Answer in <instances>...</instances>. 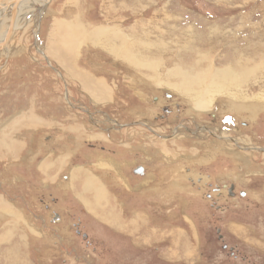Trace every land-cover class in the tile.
I'll return each instance as SVG.
<instances>
[{
    "label": "rangeland",
    "instance_id": "rangeland-1",
    "mask_svg": "<svg viewBox=\"0 0 264 264\" xmlns=\"http://www.w3.org/2000/svg\"><path fill=\"white\" fill-rule=\"evenodd\" d=\"M31 4L7 39L11 11L0 9V264H168L132 225L114 233L96 216L113 209L125 220L152 216L151 226L171 230L180 247L193 228L204 264H264V0ZM217 28L227 33L218 43ZM100 30H118L135 55L157 62L160 83L109 54ZM235 50L259 71L239 90L214 92L212 109L198 113L161 84L196 58L217 75L236 71ZM136 166L145 176L131 172ZM80 169L95 178L84 181L93 195L71 183L82 181ZM92 197L106 207L92 209ZM52 212L61 224L50 223Z\"/></svg>",
    "mask_w": 264,
    "mask_h": 264
},
{
    "label": "bare ground",
    "instance_id": "bare-ground-1",
    "mask_svg": "<svg viewBox=\"0 0 264 264\" xmlns=\"http://www.w3.org/2000/svg\"><path fill=\"white\" fill-rule=\"evenodd\" d=\"M11 2V1H10ZM32 2L31 6L33 5L34 7H40L43 4H46L45 0H23L22 2H20V5L18 6V8H16L14 14H13V30L14 31L16 29V25L18 22V16L21 13L23 8H27V5H29V3ZM8 3V2H7ZM2 5V4H1ZM4 6V5H2ZM11 11V6L8 7V9H6L5 11L9 10ZM44 11V8L42 7V9L40 8V12L42 13ZM31 11H28V13L23 14L24 19L25 16H28ZM11 13V12H10ZM21 14V15H22ZM8 15V14H6ZM1 19V18H0ZM25 21V20H24ZM27 22V21H26ZM4 23V22H3ZM10 24V22H9ZM24 24V23H23ZM19 28V27H18ZM215 29V28H214ZM118 31V30H117ZM113 32V33H109L111 31H105V30H100L98 31V33L96 34V39L98 41H100L102 44V46L105 48V50L111 54L112 56H115L116 58L119 59H125L127 60V62H129L131 65L138 67V65L140 64V67H138L139 69H146L147 71H152V74H154L155 78V82L157 84L160 83L161 77L158 75L160 73H156L157 71V67L160 66L158 64L157 66V62H153L152 60L150 61V59H143L144 56L137 52L138 55H135L134 53V48H132L131 42L130 41H126V38L118 35L120 37V39L116 38L117 37V33L119 32ZM217 39L216 42H220L218 36H223V34H227L225 33V29H221V28H217ZM215 31V32H216ZM9 36V27L6 33V38ZM234 37H236V35H234ZM136 36H132L130 37V39H136ZM194 39V38H192ZM79 40V38H78ZM2 42H4V39L2 40L0 37V44H2ZM81 42V41H80ZM235 42L237 43L238 41L235 40ZM146 46L148 48H150V44L147 43ZM213 47V44H212ZM3 50L7 49V45L6 42L3 43V45H1V47ZM230 48V47H229ZM235 49V48H234ZM237 49V48H236ZM207 50V49H206ZM210 50V49H209ZM238 50H235L233 58L230 60L231 64L233 65V68H236V71H233V69L228 67H225L224 69H221L218 73V75L216 74V72H209L208 67L206 69H203L201 66L199 67L198 65V60L199 58H196L195 60L191 61V63L189 64V66H186L185 69L180 68L179 66H175L173 69H170V71L166 72V74L164 75V78L166 79L167 82H161V84L166 85V87L168 88H172L173 91L176 90L177 92H179L180 95H182L184 98L187 99V101H190L191 104L193 105L194 109L196 112L198 113H203L205 111L206 108H211L210 106L215 102L213 101V94L215 92L216 93H222L224 92V94L226 93L225 91H228L230 89H238L240 88L239 85H245L246 83H248L252 78L255 77V75L258 73L257 71H259V69H251V70H247V65H251L252 62H249L247 59V62L243 65L241 64L239 61L240 57L239 55H236L238 52ZM206 52V51H205ZM243 52V51H242ZM236 53V54H235ZM202 55V54H200ZM243 55V54H242ZM245 55V54H244ZM196 57V56H195ZM252 57V55L250 56ZM246 58V56H245ZM202 59V58H201ZM206 59V58H205ZM241 59H243L241 57ZM249 59V58H248ZM250 60V59H249ZM144 62V65L141 63ZM155 63V65L152 64ZM262 62V61H260ZM185 64V63H183ZM229 64V63H227ZM254 65V64H253ZM246 66V67H245ZM253 67V66H252ZM137 68V69H138ZM155 71V72H153ZM257 72V73H256ZM256 73V74H255ZM216 74V75H215ZM161 75V74H160ZM173 80V83L171 84L170 82H168L169 80ZM160 84V85H161ZM239 90V89H238ZM228 94V93H227ZM244 94V93H243ZM228 98H243V97H239L240 95H236L234 94L233 96H231V94H228ZM237 96V97H236ZM243 96V95H242ZM225 97V96H224ZM256 97V96H255ZM245 98V97H244ZM261 98V97H260ZM252 100V99H251ZM244 101V99H243ZM186 102V101H185ZM257 102V101H256ZM240 105V104H239ZM208 106V107H207ZM243 107V106H242ZM241 107V108H242ZM238 108V107H237ZM193 109V108H192ZM212 109V108H211ZM247 109V108H246ZM215 110V109H214ZM242 110V109H240ZM209 111V110H208ZM210 114V113H209ZM35 120V119H34ZM33 120V121H34ZM26 121V120H25ZM37 122V121H36ZM38 123V122H37ZM29 124V123H28ZM27 124V125H28ZM205 124V123H204ZM42 126V125H41ZM197 126V125H196ZM202 126V125H200ZM207 126V124H206ZM21 127V126H20ZM23 128H25L22 125ZM42 128V127H41ZM45 128V127H44ZM204 128V127H203ZM28 129V128H27ZM202 129V128H201ZM209 129V128H208ZM28 131V130H27ZM186 131V130H185ZM198 131V130H197ZM204 131V130H203ZM178 132V131H177ZM205 132V131H204ZM25 133V132H24ZM160 133V132H159ZM187 133V132H186ZM185 133V134H186ZM190 134L194 135V131H189ZM198 133V132H197ZM200 133V132H199ZM217 133V132H216ZM211 135V133H209ZM161 135V134H160ZM178 135V134H177ZM214 135V134H212ZM28 136V135H27ZM215 138L214 139L218 142H226L227 141V137L226 135L223 134V137H216V135H214ZM12 139V138H11ZM231 140H233L230 137ZM10 140V139H9ZM32 141V140H31ZM228 142V141H227ZM234 142V143H233ZM233 142H229L231 145H233L234 147L237 148H242L237 141L233 140ZM1 143V142H0ZM4 143V142H3ZM13 143V142H12ZM2 144V143H1ZM20 144V143H19ZM227 144V143H226ZM242 144V143H241ZM229 145V144H228ZM7 145V153L10 152V154L14 153L12 150L13 149H17L18 147H16L15 145L13 146H9ZM22 146V144H21ZM26 147V146H25ZM1 148V146H0ZM22 148V147H21ZM253 148V147H252ZM3 149V148H2ZM20 149V148H19ZM227 149V148H226ZM248 150L249 148H242L240 150ZM254 149V148H253ZM18 150V149H17ZM27 150V149H26ZM250 150V149H249ZM1 151V150H0ZM6 151V150H5ZM1 153V152H0ZM17 153V151H16ZM176 153V152H175ZM223 154V153H222ZM232 157V156H231ZM236 157V156H235ZM51 158V157H50ZM63 160V159H62ZM66 160V159H65ZM206 160V159H205ZM112 161V160H111ZM98 164H101V159L98 160L97 159ZM168 162V161H167ZM60 165V161L58 162ZM57 163V164H58ZM45 164V163H44ZM43 164V166H44ZM63 164V163H62ZM111 164V163H110ZM46 165V164H45ZM53 165V164H52ZM115 165V164H114ZM62 166V165H60ZM50 167V166H49ZM49 167H45L46 169H48ZM54 167V166H53ZM57 167V166H56ZM59 167V166H58ZM57 167V168H58ZM60 168V167H59ZM58 168V169H59ZM40 169H44V167H41ZM51 169V168H50ZM54 170V169H53ZM48 171V170H47ZM59 171V170H58ZM53 173V172H52ZM58 173V172H57ZM55 174V172H54ZM139 175V174H138ZM147 175V174H146ZM58 176V174H57ZM60 176V175H59ZM73 176V175H72ZM71 178V176H70ZM75 179V178H74ZM176 181V180H175ZM184 181V180H183ZM242 183V182H241ZM69 185V184H68ZM3 204V203H2ZM86 206H89V204H85ZM93 205V204H91ZM92 209L95 210H100L101 209V205L96 204L92 206ZM36 218V217H35ZM59 220V219H58ZM6 235V234H5ZM10 238V237H9ZM7 239V238H6ZM63 240V239H62Z\"/></svg>",
    "mask_w": 264,
    "mask_h": 264
},
{
    "label": "crops",
    "instance_id": "crops-1",
    "mask_svg": "<svg viewBox=\"0 0 264 264\" xmlns=\"http://www.w3.org/2000/svg\"><path fill=\"white\" fill-rule=\"evenodd\" d=\"M74 172H76V170ZM77 175L79 176V179H82V181H71L73 186H75V189L77 188L76 186H78L79 187L78 190L80 192L92 193L91 192L92 190L90 189L91 186L88 185L87 187L84 182V181H94L95 178L90 176L91 171L90 170L83 171L80 169ZM114 185H112L111 187L113 188ZM91 195H93V193ZM92 200L93 203L95 202L97 204L98 200L95 201L93 197ZM107 201L108 202L111 201V203L115 205V198L110 199V197L107 196L105 203ZM106 205L103 206L102 204L101 206L105 208ZM96 216L102 218L104 220L102 222H104L106 226H109L114 233L115 232L119 234L127 233V231H130V227L132 225L134 231L136 230L135 231L136 233H138L141 236H144L143 237L144 243L151 244V242H153L154 245H156L155 250L162 251L163 255L160 257L161 259L164 260V262L168 264H204L205 262V260H203L199 256V253L197 252L199 250V247H198V243L197 242L195 243L193 228L191 229V233L189 234L190 241H188L187 243L183 242L182 243L183 246L180 247V244H178V242L172 241L171 239L172 236L169 237V235H172L171 230L167 231L161 228H156L151 226L152 225L151 220L153 219L152 216L146 214L134 216L132 214L127 216L126 218L127 220H125V217L123 215H119L115 209H113L112 211L107 210L103 214L102 213L99 214L98 212V214L96 213ZM131 223H135V224H131ZM146 244L144 249L149 248V246L148 245L146 246Z\"/></svg>",
    "mask_w": 264,
    "mask_h": 264
},
{
    "label": "flooded vegetation",
    "instance_id": "flooded-vegetation-1",
    "mask_svg": "<svg viewBox=\"0 0 264 264\" xmlns=\"http://www.w3.org/2000/svg\"><path fill=\"white\" fill-rule=\"evenodd\" d=\"M213 117V116H212ZM204 131L209 134V131L207 129V127H204ZM210 135V134H209ZM211 137H213V139L215 138L214 135H210ZM217 139V138H215ZM218 140V139H217ZM134 175L138 176V174L140 176H145V169L142 167V166H136L132 169L131 171ZM225 187V185H223ZM227 195L231 198H233L235 196V193H234V189L232 186H230L228 189H227ZM240 196H243L242 193L239 194ZM209 199V198H208ZM49 220H50V223L53 224V223H56V225H59L62 223V218L56 213V212H52L50 213V216H49ZM59 219V220H58ZM74 232L77 234L78 231H75ZM62 247V246H61ZM60 247V248H61Z\"/></svg>",
    "mask_w": 264,
    "mask_h": 264
},
{
    "label": "water",
    "instance_id": "water-1",
    "mask_svg": "<svg viewBox=\"0 0 264 264\" xmlns=\"http://www.w3.org/2000/svg\"><path fill=\"white\" fill-rule=\"evenodd\" d=\"M22 1H23V0H14V2H11V3L8 4V5L0 6V9H1V10L5 9V8H8L9 6H11L10 24H9V36L11 35L12 30H13V14H14L16 8H18V6L20 5V2H22ZM45 1H46V4H47V3H49V1H51V0H45ZM6 39H7V38H6ZM6 39H5V41H6ZM5 41L2 42V44H0V47H1V45H3V43H5Z\"/></svg>",
    "mask_w": 264,
    "mask_h": 264
}]
</instances>
